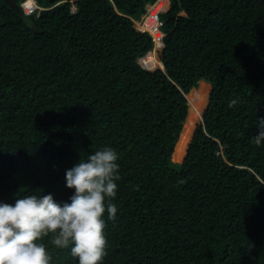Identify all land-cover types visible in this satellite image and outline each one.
I'll use <instances>...</instances> for the list:
<instances>
[{"label":"trees","instance_id":"trees-1","mask_svg":"<svg viewBox=\"0 0 264 264\" xmlns=\"http://www.w3.org/2000/svg\"><path fill=\"white\" fill-rule=\"evenodd\" d=\"M35 1L24 15L0 0V203L38 190L71 203L66 171L111 147L118 212L103 217L101 264H264V0H170L163 70L139 65L153 40L133 23L156 0ZM202 80L203 122L176 163ZM49 240L50 264H78Z\"/></svg>","mask_w":264,"mask_h":264},{"label":"clouds","instance_id":"clouds-1","mask_svg":"<svg viewBox=\"0 0 264 264\" xmlns=\"http://www.w3.org/2000/svg\"><path fill=\"white\" fill-rule=\"evenodd\" d=\"M27 1L19 0L15 7L22 14V3L27 5ZM33 1L30 14H38L44 8ZM166 1L169 8L170 0ZM71 10L75 11V6ZM167 10L163 8L162 13ZM140 18L133 21L138 31ZM157 49L154 51L153 43V50L138 58L142 68L155 69L143 65L142 61L151 53L157 59ZM238 102V97L232 99L228 107L233 108ZM256 126L259 131L252 136V142L260 146L264 144V118L256 119ZM118 159L119 155L113 148L104 147L68 169L65 173L66 187L75 190L70 197L71 203L61 205L51 194L37 195L42 190L18 198L15 205L0 203V264H50L48 247L42 242L49 237V243L55 248H70V254L78 259V264H101L108 247L104 232L105 212L109 220H117L118 208L112 200L117 195L116 182L120 179Z\"/></svg>","mask_w":264,"mask_h":264},{"label":"bare ground","instance_id":"bare-ground-1","mask_svg":"<svg viewBox=\"0 0 264 264\" xmlns=\"http://www.w3.org/2000/svg\"><path fill=\"white\" fill-rule=\"evenodd\" d=\"M165 4V5H164ZM168 2L166 0L160 1L158 4V7H162L163 5L166 6L165 9L168 7L167 6ZM27 6L29 7H34V1L33 0H28L27 1ZM145 65L147 67H153V66H160L162 67V63L158 61L157 59L154 58V54H149L148 57L143 60ZM203 81V80H202ZM207 84V83H206ZM201 90H206L207 91V85H204L201 83L200 86ZM195 90L193 95L190 97H186L188 103V109L191 107V112H189V115L187 114L186 121L184 122L182 131L180 133L179 139L177 140L174 151L172 154V161L174 162H180L185 156L183 153L185 152L186 144L188 140L191 137V132L197 123L198 120L201 119V103L200 100L202 99L203 95L201 90ZM205 93V91H204ZM207 98V97H206Z\"/></svg>","mask_w":264,"mask_h":264},{"label":"built area","instance_id":"built-area-1","mask_svg":"<svg viewBox=\"0 0 264 264\" xmlns=\"http://www.w3.org/2000/svg\"><path fill=\"white\" fill-rule=\"evenodd\" d=\"M160 1L163 0H158L153 4H148L146 6V12L141 16L137 24V28L141 32H147L152 37L154 43V51L157 48L162 47L164 37V33L161 28L163 26V21L160 19V14L162 13L163 8L158 7ZM22 9L24 14L26 15L30 14L33 11V9L23 3ZM142 64L145 65L143 61Z\"/></svg>","mask_w":264,"mask_h":264},{"label":"rangeland","instance_id":"rangeland-1","mask_svg":"<svg viewBox=\"0 0 264 264\" xmlns=\"http://www.w3.org/2000/svg\"><path fill=\"white\" fill-rule=\"evenodd\" d=\"M19 1V0H18ZM165 5V4H164ZM162 6V7H160V8H165L166 6ZM72 8L74 9V6H72ZM167 9H168V7H167ZM152 54V53H151ZM144 62V61H143ZM145 64V63H144ZM151 68H160L161 69V67L160 66H153V67H151ZM154 70V69H153ZM163 70V69H162ZM201 83H203L204 85H207V91L206 90H201L200 88V86H201ZM207 83V84H206ZM196 89L195 90H201L202 91V94H204L203 95V97H202V99L200 100V102H202L201 103V115H202V113H203V111L205 110V108L207 107V105H208V101H209V94H210V91H211V85L208 83V82H205V81H201L200 83H198V85L195 87ZM204 91H205V93H204ZM196 92V91H195ZM193 93H194V91H192L191 93H190V95L188 96V97H190V96H192L193 95ZM207 97V98H206ZM189 103V102H188ZM191 110V107H189V109H188V112H187V114L189 115V112H191L190 111ZM186 118H187V116H186ZM185 121H186V119H185ZM201 122V119L200 120H198L197 121V123L195 124V126H197L199 123ZM195 126H194V128H195ZM183 128V127H182ZM194 128H193V130H192V132H191V136H192V133H193V131H194ZM182 131V130H181ZM181 133V132H180ZM179 136H180V134H179ZM178 139H179V137H178ZM190 139H191V137H190ZM190 139L188 140V142H187V144H186V148H185V151H186V149H187V145H188V143H189V141H190ZM185 153V152H184ZM183 153V154H184ZM185 155V154H184ZM184 157V156H183ZM183 159V158H182ZM182 161V160H181ZM181 161L180 162H176V163H181ZM174 162V161H173Z\"/></svg>","mask_w":264,"mask_h":264},{"label":"water","instance_id":"water-1","mask_svg":"<svg viewBox=\"0 0 264 264\" xmlns=\"http://www.w3.org/2000/svg\"><path fill=\"white\" fill-rule=\"evenodd\" d=\"M8 1V0H7ZM20 14H22V13H20ZM162 69H163V67H161ZM188 105V104H187ZM206 109V108H205ZM187 112H188V107H187ZM204 112V111H203ZM202 115H203V113H202ZM202 115H201V123L203 122V120H202ZM184 125V124H183ZM196 127L197 126H195V128H194V131H193V133H192V136H191V139H192V137H193V134H194V132H195V129H196ZM191 139H190V141H191ZM190 141H189V143H190ZM189 143H188V145H189ZM188 145H187V148H188ZM186 151H187V149H186ZM186 151H185V153H186ZM184 153V154H185ZM185 157V156H184ZM184 157H183V159H182V161L181 162H183V160H184Z\"/></svg>","mask_w":264,"mask_h":264},{"label":"flooded vegetation","instance_id":"flooded-vegetation-1","mask_svg":"<svg viewBox=\"0 0 264 264\" xmlns=\"http://www.w3.org/2000/svg\"><path fill=\"white\" fill-rule=\"evenodd\" d=\"M4 1L7 5H10V6H13V7H16V4H15V0H2Z\"/></svg>","mask_w":264,"mask_h":264}]
</instances>
